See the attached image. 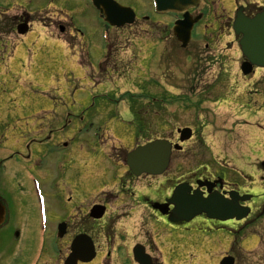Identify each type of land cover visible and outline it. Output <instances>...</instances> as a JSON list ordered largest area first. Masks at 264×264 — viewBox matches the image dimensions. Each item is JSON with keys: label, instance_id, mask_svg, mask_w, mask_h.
<instances>
[{"label": "rangeland", "instance_id": "rangeland-1", "mask_svg": "<svg viewBox=\"0 0 264 264\" xmlns=\"http://www.w3.org/2000/svg\"><path fill=\"white\" fill-rule=\"evenodd\" d=\"M116 1L131 7L138 16L149 15L155 23L168 20L166 15L155 13L153 0ZM239 1L242 2L237 0V4ZM257 1L262 2L243 0V3ZM204 3L207 19L203 25L208 27L207 36L215 39L210 42V47H206L209 41L204 40L195 41L187 50H183L175 39L164 36L165 28L159 24H148L145 32L140 29L125 33L114 30L110 34V48L120 63L110 66L116 70L115 75L103 77L100 66L108 54V42L104 36V21L92 6L91 0H0V15L18 6L33 18L43 13V16L36 18L41 24L34 20L28 35L15 40V43L10 40L0 43V161L12 155L17 157L16 152L20 148L30 146L34 149V140L39 135L46 134L45 137H49L48 134H63V142L67 144L62 149L57 146L42 150L32 173L24 168L25 163L21 165L25 171L11 183L13 194H17L11 214L12 227H25L26 220L23 216L29 213V204L20 194L21 185L29 190L28 185L33 176L39 177L41 173L49 172L45 169L53 166L55 176L50 179L53 183L56 175L69 169L81 168V163L88 155L98 156L102 149L111 153V144L97 138L96 134H121L125 139L123 143L128 144L130 136L136 134L135 125L131 123L132 117L137 118L136 114L132 112V117L125 114L130 105L127 98L115 107V111L122 115L113 114L111 99L112 96L114 99L121 97L130 90L160 98L165 95L172 103L181 101L172 106L169 105L170 102L166 103L168 106L149 105L151 103L146 99H141L138 105L132 104L133 108L137 105V109H140L139 116L149 127L143 133V138L138 137V144L145 143L147 139L162 137L176 142L177 131L185 127L197 131L192 142L183 144L185 152L173 155L169 171L159 180L170 178L179 181L184 172L177 165L182 164V159L186 156L187 169L192 170L202 165L215 164L218 162L216 160H238L235 150L241 149L240 143L244 144L247 154L250 150L249 156L255 155L254 149L262 148L264 69H255V73L248 78L241 74L242 56L237 41L231 35L234 17L231 12L236 9V0H205ZM204 6L202 4L200 7ZM51 13L69 19L70 41L57 40V35L50 31L53 29L50 25L59 19ZM222 14H230L232 18L228 19L226 15L223 20ZM10 35L13 34L5 35L0 32V40ZM232 40L233 43L230 44ZM15 53L19 56L13 62ZM187 54L192 55V61L189 58L186 60ZM134 55L137 57V63L131 65L134 77L132 80L122 79L123 74L120 72L131 64L130 58H134ZM165 66L169 68V83L159 80L161 72L167 71ZM148 69L155 80L143 75ZM145 79L147 80L143 81ZM137 80L138 86L134 83ZM115 81L117 82L113 83ZM112 89L115 91L110 94ZM192 101L198 107L189 105ZM220 104L232 105L233 109L225 105L220 110ZM146 105H149V109ZM243 113L248 117H242V120L240 117L235 118ZM214 124L215 127L211 128ZM227 125L231 131L221 133V128H226ZM205 126H208L206 130ZM19 153L26 154L24 150ZM233 153L235 157L230 156ZM16 165L17 163L13 164ZM251 170L254 171L253 168ZM2 173L0 191L3 192L5 179ZM6 173L9 174L10 170H6ZM65 182L61 177L54 183L60 189ZM259 189L260 194L264 193V183L260 184ZM13 230L9 224L0 233V264H38V258L33 255L36 251L33 242L42 241V234L48 230H41L36 236L35 231L23 228L20 240L15 238L17 231ZM230 239L224 231L219 232L217 245L213 249L218 264L221 262L220 257L233 252L228 251ZM259 243L261 237L258 234L243 240V251L240 248L237 252L234 251L238 255L237 264H264V248L258 250ZM262 244L264 247V241ZM55 263L56 254L51 257L49 264ZM95 264L102 263L98 261Z\"/></svg>", "mask_w": 264, "mask_h": 264}, {"label": "flooded vegetation", "instance_id": "flooded-vegetation-1", "mask_svg": "<svg viewBox=\"0 0 264 264\" xmlns=\"http://www.w3.org/2000/svg\"><path fill=\"white\" fill-rule=\"evenodd\" d=\"M203 3L201 1L200 6ZM152 4L154 5V0ZM204 5L203 8L199 6L189 10L193 18L202 16L191 31V42L209 41L206 47H210V42L212 43L215 39L207 36L208 27L203 25L207 19L206 3ZM263 5L264 3L260 1L244 4V12L247 16H251L254 9ZM18 9L21 7H15L13 10L19 11ZM164 15L168 17L166 22L155 23L149 15L144 14L141 17L136 14L134 24L114 30L125 33L140 29L145 32L148 24L152 26L159 24L165 28L164 36L175 39L174 23L183 19V14L169 12ZM224 16L226 15L221 16L223 20ZM227 18L232 17L227 15ZM2 21L13 27L33 23V19L22 10L6 15ZM103 23L105 25V22ZM50 26L58 28L65 36L69 35L68 25L63 22L54 20ZM111 30L112 28L109 32ZM108 36L111 37L110 34ZM111 54L112 52L100 66L104 72L115 71L110 66L120 63ZM112 101H115L114 98L111 99ZM228 107L232 108L231 105ZM192 134H197V131L193 130ZM45 135H39L38 139L34 140V149L29 146L18 150L19 152L24 150L26 154L16 152L17 157L12 155L0 161V174L4 169L2 174L5 179L3 192L0 191V233L9 224L17 231L15 238L18 240L21 238L23 228L35 231L36 236L42 229L48 230L44 233L42 241L33 242L36 247L33 255L38 258V264H49L54 254L57 256L55 264H66L67 259L74 254L79 237H83V241L90 239L93 242L96 257L92 262H78V264H95L98 261L102 264H218L213 249L217 245L220 231H224L231 237L227 245L234 251L241 248L242 241L249 237L251 229L255 230L262 225L264 232V195L257 193V187L251 188L250 178L244 170L237 169L227 160L202 165L191 170L187 169L186 156L182 159V164L177 165L184 172L178 182L170 178L159 180L145 174L138 177L131 172L127 164L128 154L147 143L138 144L137 134L130 136L128 144L123 143L125 139L121 134H96L97 138L109 142L113 151L110 153L102 149L98 156L88 155L81 163V168L69 169L61 175H56L54 182L61 177L66 180L65 185L60 189L54 182H50V179L55 176L53 166L45 169L49 172L41 173L39 177L33 176L28 185L29 190L21 185L20 194L29 204V213L23 216L26 220L25 227H12L11 214L17 194H13L11 183L13 179H19L22 171H25L21 165L25 163L24 168L32 173L42 150L57 146L61 149L67 147V144L63 142V134H48L49 137ZM183 152L185 151L178 153ZM15 163L17 165L13 166ZM8 169L9 174L6 173ZM203 183H207L206 186H200ZM178 184H185L189 191L188 197L195 196V199L214 197L217 199L216 206L219 199L232 205L235 200H238V208H250L251 214L249 218L237 222L236 220L210 219L205 214L197 215L189 222H173L175 205L169 202ZM208 186H211V191ZM194 193L198 194L194 195ZM249 195L253 196L250 201H242V198ZM40 197L44 201L45 227L42 226ZM101 213L102 217H95ZM258 223L261 225H257ZM253 234L260 235L257 232ZM16 239L15 241H18ZM87 245L88 243L84 248H87ZM227 256L237 258L234 252L224 255L223 258Z\"/></svg>", "mask_w": 264, "mask_h": 264}, {"label": "water", "instance_id": "water-1", "mask_svg": "<svg viewBox=\"0 0 264 264\" xmlns=\"http://www.w3.org/2000/svg\"><path fill=\"white\" fill-rule=\"evenodd\" d=\"M95 6L102 10L106 16L107 20L112 25L120 26L124 24L118 21V17H124L126 22L132 23L134 19V14L125 8L114 3L112 0H93ZM158 12L167 11H177L183 12L188 7L196 6V0H155ZM106 8V9H105ZM125 15H128L126 17ZM191 17L188 13L185 15V21L177 23L175 28V33L178 35L179 40L186 47L190 41V31L198 20L190 21ZM235 32L238 35H242L243 38L240 41L241 50L244 56L247 58V62L242 65V71L245 75L252 72L254 66L264 67V9L258 13L254 18L246 19L241 13L238 14L235 25ZM26 27L19 30L20 34L26 33ZM181 141H186L191 137L190 130H184L182 132ZM179 150V147H176ZM172 155V145L164 140H156L151 144L139 147L134 152L130 153L128 156V164L133 173L140 176L143 173L151 174L154 176L163 175V173L168 169L170 164V159ZM184 186L177 187L174 197H179L182 192H184ZM177 212H180L178 209ZM206 212L211 216V209H204L201 213ZM199 213V210L196 211ZM221 215V213L219 214ZM234 216L232 214L226 219H232ZM244 216H238L241 219ZM222 219V220H226ZM78 244V242H77ZM76 248V247H75ZM87 256L80 258L84 262H90L94 259V248L90 245L87 248ZM77 259H69L66 264H77ZM230 262V263H229ZM222 264H233L232 261H224Z\"/></svg>", "mask_w": 264, "mask_h": 264}]
</instances>
